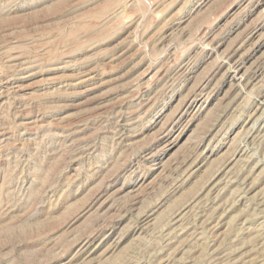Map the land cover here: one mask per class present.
Segmentation results:
<instances>
[{
    "label": "rangeland",
    "instance_id": "374dc122",
    "mask_svg": "<svg viewBox=\"0 0 264 264\" xmlns=\"http://www.w3.org/2000/svg\"><path fill=\"white\" fill-rule=\"evenodd\" d=\"M0 264H264V0H0Z\"/></svg>",
    "mask_w": 264,
    "mask_h": 264
},
{
    "label": "bare ground",
    "instance_id": "6f19581e",
    "mask_svg": "<svg viewBox=\"0 0 264 264\" xmlns=\"http://www.w3.org/2000/svg\"><path fill=\"white\" fill-rule=\"evenodd\" d=\"M234 66V65H233ZM240 69H239V67L235 70V73H237V74H240ZM246 76V75H245ZM236 77V76H235ZM254 136V135H253ZM256 139V138H255ZM242 183V182H241ZM248 183V182H247Z\"/></svg>",
    "mask_w": 264,
    "mask_h": 264
}]
</instances>
